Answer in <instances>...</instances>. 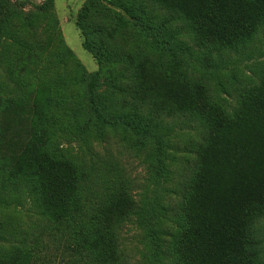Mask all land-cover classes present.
<instances>
[{"label":"rangeland","instance_id":"obj_1","mask_svg":"<svg viewBox=\"0 0 264 264\" xmlns=\"http://www.w3.org/2000/svg\"><path fill=\"white\" fill-rule=\"evenodd\" d=\"M159 1L0 0V192L19 201L8 203L6 211L0 208L4 233L0 264H45L46 228L65 229L55 218V209L52 216H45L44 194L29 193L26 188L31 192L32 187L24 180L30 177L31 155L45 156V112L52 100L66 108L63 101L71 95L75 97L69 103L72 110L67 109L65 131H57L47 148L82 154L83 175L91 191L124 179L133 192H143L141 228L128 223L119 231L122 257L127 264H160L157 244L146 231L163 215L166 200H174L173 193L172 197L167 193L175 192L191 165L182 151L196 140L201 127L181 116L174 123L166 119L161 126L145 125L173 160L170 179H150L148 174L147 180L155 139L110 122V112L143 122L145 114L136 115L134 97L122 93L128 72L136 74L146 95L160 94L167 111L172 112L175 101L166 97L171 95L170 88L165 94L167 82L178 72L211 78L216 96L230 109L231 123L205 164L211 194L204 210L207 218H218L225 211L224 204L239 184L251 185L264 174V21L255 25L245 51L230 52L222 60L203 57L199 51L197 56L184 44L196 49L207 44L205 30L192 25L196 14L192 6L201 0H164L170 8L181 3V20L176 12L163 10ZM157 35L170 40V49ZM93 78L96 107L108 123L99 121L88 106L87 85ZM178 103L192 106L190 96ZM193 103L201 101L195 98ZM217 117L210 112L211 119ZM104 165L112 166L111 171ZM104 211L110 216L107 236L111 237L119 216L108 206ZM4 220L12 224L9 236ZM254 234L264 249V215L255 220ZM74 258L62 256L66 264H74Z\"/></svg>","mask_w":264,"mask_h":264},{"label":"trees","instance_id":"obj_2","mask_svg":"<svg viewBox=\"0 0 264 264\" xmlns=\"http://www.w3.org/2000/svg\"><path fill=\"white\" fill-rule=\"evenodd\" d=\"M194 3L192 9L196 14L192 17L195 21L192 25L195 26V30L202 28L205 30L208 45L204 44L200 49L198 48L199 50L188 44L184 46L188 48L187 52L197 54L199 51L203 57L212 56L222 60V57L229 56L230 52L245 51L247 49L245 42L254 34L255 25L264 21V0H201L199 3L196 1ZM159 6L171 14L176 12L175 16L181 20V13L184 11L181 3L170 8L164 0H160ZM172 15L168 17L172 18ZM157 33H160V30ZM157 36L161 44L170 49V40L164 36ZM245 79L252 81L249 77ZM168 83L169 87L165 94H168L170 88L171 95L165 96L175 97L172 112L166 110L160 94L146 95L136 74L132 72H128L124 78L122 93L134 97L132 105L135 107L136 115L145 114L144 119L142 118L143 122L135 123L110 112V122L121 123L139 136H151L155 139L153 164L148 163L147 180L170 179L169 175L172 172L169 166L173 160L166 154L164 145L156 138V134L145 125L161 126V122L166 119L174 123L175 119L181 116L186 121L197 122L196 124L201 127L196 140L189 148L181 150L191 165L175 192L167 193V196L171 197L173 193L174 200H166L162 205L163 215L146 231L157 244L158 262L160 264H264L262 242L254 234L255 220L264 215V174L257 175V179L251 185L239 184L235 193L224 204L225 211L218 218H207L204 214L207 200L211 195L206 181L205 164L208 157L212 156L209 153L216 149L221 132L231 123L230 109L224 105L225 100L221 96H216L215 84L211 78L202 74L178 72L169 78ZM95 84L96 79L93 78L87 85L88 106L99 121L108 123L96 107ZM69 85L71 89L72 85ZM184 96H190L192 106H189L190 104L181 106L178 103ZM74 97L71 95L64 99L63 104L66 108L60 106L56 100H52L45 112V142L52 143L57 131H65L67 109L72 110L69 103H74ZM195 98L201 103L192 104ZM210 112L218 114L215 121L210 118ZM47 143L44 157L31 155L28 167L30 177L24 180L28 187H32L31 192L26 188L29 193L35 194L41 191L44 194L45 216L53 214L55 209V218L61 220L65 228L64 230L54 229V226L46 228L45 264H66L62 260V256L66 253L75 256L74 264L111 262L127 264L122 257L123 251L118 235L124 224H134L141 228L143 218L140 202L143 200V192H133L132 186H129L124 179L119 183L116 181H111L112 184L104 183L97 190L91 191L87 185L88 177L83 175L84 156L79 153L72 155L69 150L58 153L57 150L47 148ZM175 147L177 149V144ZM83 149L87 150V146ZM171 149H173L172 144ZM104 166L108 168L107 171H111L112 166ZM105 174L108 176L107 172ZM12 197L8 193L0 192L2 210H7L8 203H19ZM105 206L119 216L116 223L118 227L112 231L111 237L107 236L110 216L104 211ZM11 227L12 224L4 220V229H6L4 231L8 236L12 231ZM2 230L0 226V238L4 235ZM56 260L58 261L55 262Z\"/></svg>","mask_w":264,"mask_h":264}]
</instances>
